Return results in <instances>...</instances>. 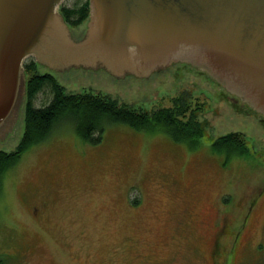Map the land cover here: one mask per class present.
<instances>
[{
    "label": "rangeland",
    "instance_id": "1",
    "mask_svg": "<svg viewBox=\"0 0 264 264\" xmlns=\"http://www.w3.org/2000/svg\"><path fill=\"white\" fill-rule=\"evenodd\" d=\"M38 69L69 92L107 93L148 112L183 98L201 106L195 114L204 136L192 149L161 129L114 125L95 145L81 140L72 121H60L3 175L0 255L21 251L24 264H264V133L233 113L215 82L192 65L150 79L85 71L65 78L41 63ZM51 96L44 89L35 106ZM25 105L18 131L1 150L18 147ZM235 132L247 155L213 151L214 140Z\"/></svg>",
    "mask_w": 264,
    "mask_h": 264
},
{
    "label": "water",
    "instance_id": "2",
    "mask_svg": "<svg viewBox=\"0 0 264 264\" xmlns=\"http://www.w3.org/2000/svg\"><path fill=\"white\" fill-rule=\"evenodd\" d=\"M63 1L0 0V145L21 125L29 57L65 78L150 79L192 65L264 133V0H89V20L72 30Z\"/></svg>",
    "mask_w": 264,
    "mask_h": 264
},
{
    "label": "trees",
    "instance_id": "3",
    "mask_svg": "<svg viewBox=\"0 0 264 264\" xmlns=\"http://www.w3.org/2000/svg\"><path fill=\"white\" fill-rule=\"evenodd\" d=\"M71 0H67L69 2ZM74 6L60 8L65 22L74 28L86 23L90 17L89 0H75ZM26 62V61H25ZM27 76L25 115L26 125L18 147L12 152L0 149V190L3 175L22 158L23 153L43 142L60 121L70 120L82 141L97 145L102 142L109 126L126 125L137 131H159L160 129L176 143H187L192 149L199 148L203 138V125L198 122L193 105L184 104L183 98L173 100L174 106L148 112L141 107L121 104L107 93L84 91L69 92L51 72H40L38 63L31 58L24 64ZM51 90V101L42 108L35 106L37 96ZM190 110V111H189ZM188 113V114H187ZM242 133H229L214 140L212 149L218 154L247 155ZM135 205L140 202L133 200ZM6 257V256H4ZM10 262V261H9ZM0 264H7L0 255Z\"/></svg>",
    "mask_w": 264,
    "mask_h": 264
},
{
    "label": "flooded vegetation",
    "instance_id": "4",
    "mask_svg": "<svg viewBox=\"0 0 264 264\" xmlns=\"http://www.w3.org/2000/svg\"><path fill=\"white\" fill-rule=\"evenodd\" d=\"M60 8H62V7H60ZM60 10V9H59ZM67 24V23H66ZM68 25V24H67ZM69 26V29L70 30H72V29H75L74 27H72L71 25H68ZM15 114V113H14ZM14 114H13V116H14ZM12 116V117H13ZM11 117V118H12ZM10 121H14V120H11L10 119ZM15 122V121H14ZM16 124V123H15ZM15 124H13L12 125V123H11V125L9 126V127H5L6 128V130H4V132H2L1 131V134L2 135H5L6 133H10L11 131H12V129L15 127ZM4 128V129H5ZM2 129V128H1ZM248 221V220H247ZM221 230H222V232L219 234V236L221 235V236H223L224 235V233H225V230L223 229V228H221ZM223 238V237H222ZM219 239L217 238L216 239V241L217 242H219L218 241ZM18 251V250H17ZM17 253H19L18 254V256H17V254H16V251H15V249H14V254H11V255H8L7 257H4L3 256V259H4V261L5 262H7V264H24V261H23V253L21 252V251H18ZM10 261V262H9Z\"/></svg>",
    "mask_w": 264,
    "mask_h": 264
},
{
    "label": "bare ground",
    "instance_id": "5",
    "mask_svg": "<svg viewBox=\"0 0 264 264\" xmlns=\"http://www.w3.org/2000/svg\"><path fill=\"white\" fill-rule=\"evenodd\" d=\"M91 14V13H90Z\"/></svg>",
    "mask_w": 264,
    "mask_h": 264
}]
</instances>
